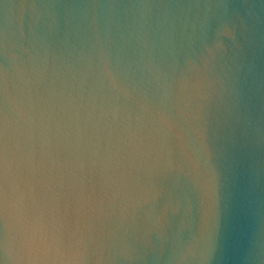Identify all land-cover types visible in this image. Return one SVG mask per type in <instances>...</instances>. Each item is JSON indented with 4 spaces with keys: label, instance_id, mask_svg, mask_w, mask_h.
<instances>
[{
    "label": "water",
    "instance_id": "water-1",
    "mask_svg": "<svg viewBox=\"0 0 264 264\" xmlns=\"http://www.w3.org/2000/svg\"><path fill=\"white\" fill-rule=\"evenodd\" d=\"M0 264H264V0H0Z\"/></svg>",
    "mask_w": 264,
    "mask_h": 264
}]
</instances>
